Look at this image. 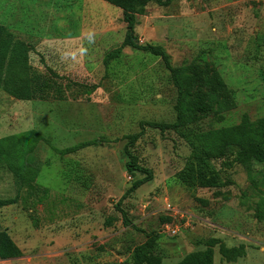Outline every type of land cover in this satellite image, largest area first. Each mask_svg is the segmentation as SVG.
<instances>
[{
	"label": "rangeland",
	"instance_id": "rangeland-1",
	"mask_svg": "<svg viewBox=\"0 0 264 264\" xmlns=\"http://www.w3.org/2000/svg\"><path fill=\"white\" fill-rule=\"evenodd\" d=\"M0 25V139L34 130L60 150L103 141L65 158L43 145L29 184L0 166V200H18L0 209V229L23 252L0 264H132L134 248L154 233L163 264L180 263L212 239L245 248L229 263L217 246L215 264H264V166H236L219 195L189 189L177 174L191 147L148 127L133 152L154 180L125 197L143 178L126 170V136L143 122L173 123L177 93L162 60L142 51L126 48L106 72L105 56L126 37L120 9L102 0H0ZM136 33L143 45L162 47L173 67L220 75L232 104L223 119L212 114L209 127L264 119V0L151 4ZM34 71L56 74L68 97H37ZM165 218L181 230L175 238L163 234Z\"/></svg>",
	"mask_w": 264,
	"mask_h": 264
},
{
	"label": "trees",
	"instance_id": "trees-1",
	"mask_svg": "<svg viewBox=\"0 0 264 264\" xmlns=\"http://www.w3.org/2000/svg\"><path fill=\"white\" fill-rule=\"evenodd\" d=\"M123 13L126 24V37L120 47L110 51L104 58L106 72L111 65L123 57L126 48L142 51L153 57L160 58L169 78L175 87L177 101L175 105L176 120L170 124L143 122L141 131L135 135L126 136L128 141L124 148L127 159L126 170L130 176L142 175L136 179L125 197H129L141 187L154 180V172L145 167L133 149L145 135L146 128H155L162 133L174 132L184 139L192 149V154L185 168L177 174V179L189 189H213L219 195L223 188V180L230 181L231 171L238 165L264 166V119L253 124L245 116L239 125L230 128L214 129L207 124L212 114L222 118V114L230 111L232 91L221 80L217 72L211 70L199 71L197 68H175L171 64L170 56L162 47L143 45L136 33L138 17L144 16L149 5L168 7L172 0H102ZM6 33V28L0 25V45ZM53 72L43 76L37 71L31 73L34 82V93L37 97L47 99L51 97H68L69 88L58 83ZM98 88V86L96 87ZM91 94V93H89ZM223 119V118H222ZM102 140L79 143L76 146L60 150L45 139L42 134L31 130L0 139V166L12 174L22 183H30L31 168H39L38 153L45 145L48 151L54 152L61 158L75 155L85 149L99 147ZM33 179V176H32ZM48 193V191H46ZM47 195V194H45ZM44 195V196H45ZM18 203L17 199L0 200V209ZM123 223L131 226L126 212H122ZM114 220H109L111 226ZM164 222L171 224L173 219L165 218ZM172 221V222H171ZM158 234L150 236L147 243L134 248L132 264H163V257L155 253ZM175 238V237H174ZM206 249L192 253L178 264H215V248L220 246L222 257L229 263L236 262L245 255L244 246L228 248L217 239L209 240ZM23 252L13 241L7 231L0 229V261L20 259Z\"/></svg>",
	"mask_w": 264,
	"mask_h": 264
},
{
	"label": "built area",
	"instance_id": "built-area-1",
	"mask_svg": "<svg viewBox=\"0 0 264 264\" xmlns=\"http://www.w3.org/2000/svg\"><path fill=\"white\" fill-rule=\"evenodd\" d=\"M176 226L177 225L175 224V222L166 225L163 234H166L169 237H176V236H178L181 230H179Z\"/></svg>",
	"mask_w": 264,
	"mask_h": 264
}]
</instances>
